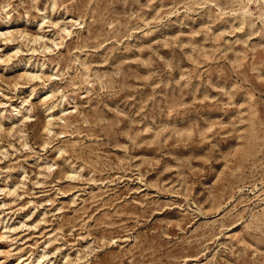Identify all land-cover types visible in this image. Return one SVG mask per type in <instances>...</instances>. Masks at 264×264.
<instances>
[{
    "label": "rangeland",
    "instance_id": "obj_1",
    "mask_svg": "<svg viewBox=\"0 0 264 264\" xmlns=\"http://www.w3.org/2000/svg\"><path fill=\"white\" fill-rule=\"evenodd\" d=\"M0 264H264V0H0Z\"/></svg>",
    "mask_w": 264,
    "mask_h": 264
}]
</instances>
